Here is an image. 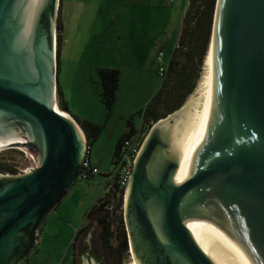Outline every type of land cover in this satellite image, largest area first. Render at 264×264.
<instances>
[{"label":"water","instance_id":"obj_1","mask_svg":"<svg viewBox=\"0 0 264 264\" xmlns=\"http://www.w3.org/2000/svg\"><path fill=\"white\" fill-rule=\"evenodd\" d=\"M59 4L0 0V147L29 158L0 172V264L28 262L85 157L54 103ZM126 187L124 264H264V0H216L200 82L152 125Z\"/></svg>","mask_w":264,"mask_h":264},{"label":"rangeland","instance_id":"obj_2","mask_svg":"<svg viewBox=\"0 0 264 264\" xmlns=\"http://www.w3.org/2000/svg\"><path fill=\"white\" fill-rule=\"evenodd\" d=\"M114 5L119 6L114 9ZM182 7L181 2L180 6L162 4L159 11L155 7L156 11L149 12L148 2L143 0H63L66 41L56 80L68 102L70 112H65L103 126L92 150V161L102 172L87 179H76L46 219L44 240L37 246L39 253L34 255L37 261L33 259L31 264H67L72 254L68 246L80 220L98 197L102 196L104 201L108 198L110 189L106 188L108 181L104 173L112 168L114 149L127 121L137 120L138 111L145 107L161 82L149 59L152 60L160 47H164L166 60L169 58L182 24ZM59 14L57 22L61 20ZM100 68L120 71L119 87L111 106L104 96ZM0 157L11 163L16 173L29 169L28 156L15 147L0 150ZM124 196L125 189L117 192L114 201L109 196L111 204L107 208L112 216L110 242L113 247L118 245L119 230L111 212L117 201L122 200L124 214ZM104 211L95 209L86 228L91 227L92 220L93 225L97 224L94 219Z\"/></svg>","mask_w":264,"mask_h":264},{"label":"trees","instance_id":"obj_3","mask_svg":"<svg viewBox=\"0 0 264 264\" xmlns=\"http://www.w3.org/2000/svg\"><path fill=\"white\" fill-rule=\"evenodd\" d=\"M61 1V0H60ZM216 0H186V7L183 11L182 24L180 27L177 42L172 49L167 61V67L156 92L152 95L148 103L137 113V120L131 118L126 123V130L120 136L113 153L111 164L118 154L121 142L129 137L133 132L138 120L142 118L145 122V132L149 131L154 123L165 118L168 114L179 109L187 97L193 92L200 76L205 55L207 53L209 40L211 36L213 15ZM60 16V14H59ZM61 19V16L59 17ZM56 34V62L57 74L60 71L61 49L64 41L62 22H57ZM159 74V72H158ZM99 75L104 89V96L108 105H112L115 100L116 91L120 83V71L112 68H100ZM58 78V77H57ZM57 94L59 98V107L64 111H69L68 102L65 101L63 92L57 79ZM77 122L86 134L88 145L91 147L93 141L101 135L103 126L93 123L89 120H79ZM0 172L16 173L17 169L9 162L3 161L0 157ZM106 176V175H105ZM108 192V198L104 204L95 203L89 212V218L95 211L93 209H104V213L98 217L101 225V237L107 247L111 249L125 248L122 216V200L117 201L112 208L114 218H116L117 229L119 230L118 245L114 248L108 240L113 236L111 231L112 220L110 210L107 207L117 196V192L122 193V189L113 184ZM118 190V191H117ZM107 195V194H106ZM100 198L97 199L99 201ZM100 206V207H99ZM107 208V209H106Z\"/></svg>","mask_w":264,"mask_h":264},{"label":"built area","instance_id":"obj_4","mask_svg":"<svg viewBox=\"0 0 264 264\" xmlns=\"http://www.w3.org/2000/svg\"><path fill=\"white\" fill-rule=\"evenodd\" d=\"M157 64L159 75L163 76L167 67V61L164 59L163 52H159L157 56ZM147 133L148 131L145 132V122L140 118L134 128V132L121 142L118 154L113 160L114 163L111 170L104 173L108 181L106 187L108 190L113 184L117 185L118 188L125 189L132 173L134 159L136 158ZM90 155L91 147L88 145L87 141L85 157L77 176L78 179H87L94 174L102 172L99 167L92 163ZM101 197L102 196L99 197V201L96 200L97 204L103 203L104 200H102Z\"/></svg>","mask_w":264,"mask_h":264},{"label":"crops","instance_id":"obj_5","mask_svg":"<svg viewBox=\"0 0 264 264\" xmlns=\"http://www.w3.org/2000/svg\"><path fill=\"white\" fill-rule=\"evenodd\" d=\"M132 1H135V0H132ZM137 1V0H136ZM144 2H148V5H149V9H148V11L149 12H151V11H156L154 8L156 7V8H158V11H159V8H161L162 7V4H164V5H167V6H173V5H175V4H177L178 6H180V2H181V4L183 5V7H182V10L184 11V9H185V7H186V0H162L161 2H158V0H143ZM158 2V3H157ZM177 2V3H176ZM157 3V4H156ZM62 5H63V0H61V3L59 4V13H60V15H61V22H62V27H63V37H64V21H63V19H62ZM114 6H116V5H114ZM117 6H119V5H117ZM117 6L114 8V9H116L117 8ZM183 11H182V16H183ZM130 18V17H129ZM182 18V17H181ZM113 19V18H112ZM182 20V19H181ZM180 27H181V23H180ZM180 27H179V31H180ZM179 31H178V35H179ZM131 35H133L132 34V32L130 33ZM178 35H177V39H178ZM177 39H176V42H177ZM66 41V39H65V37H64V41H63V44H64V42ZM175 42V43H176ZM175 43H174V46H175ZM174 46H173V48H174ZM173 48H171V51H172V49ZM165 50H164V47H160L159 49H158V52L156 53L155 52V54H153V58H152V60L151 59H149V61L150 62H152V64H153V67H155V70H156V72L158 73V64H157V56H158V54H159V52H163L164 53V58H165V52H164ZM171 51H170V53H171ZM170 53H169V55H170ZM62 55H63V45H62V49H61V58H62ZM166 59V58H165ZM118 68V67H117ZM159 87V86H158ZM70 112V111H69ZM73 116V115H72ZM75 119L77 118V119H79V120H84V119H81L80 117L78 118L76 115H74L73 116ZM86 120H89L90 121V119H86ZM126 128L127 127H125V130H126ZM124 130V131H125ZM123 131V132H124ZM123 132H122V134H123ZM121 136V135H120ZM99 138V137H98ZM118 140H119V138H118ZM117 144V143H116ZM93 146H94V141H93V143H92V145H91V155H90V157H91V160H92V150H93ZM92 163H93V161H92ZM95 166H97V167H99V165L98 164H96V163H93ZM92 177V176H91ZM90 178V177H89ZM74 185V184H73ZM73 187V186H72ZM71 189V188H70ZM99 198V197H98ZM97 198V199H98ZM96 199V200H97ZM63 200V199H62ZM61 200V201H62ZM61 203V202H60ZM59 203V204H60ZM96 203V201L94 202V204ZM58 204V205H59ZM93 204V205H94ZM93 205L90 207V209L85 213V215L82 217V219L80 220V222H79V224L77 225V227H76V229H75V232H74V236H73V238H72V240H71V242L69 243V246H68V249H71L72 250V254H71V258H70V261L67 263V264H74V261H73V257L74 256H77V259H78V262L76 261L75 263L76 264H80V262H81V264H88V262H89V260H88V256H86V255H82V254H80V251L78 252L76 249H75V245H76V241L78 240V236H80L79 235V233L81 232V230H83V229H86V231H85V233L86 232H88L89 230H91V228H92V226H93V220H92V223H91V227H88V228H86V224H87V222H89V220H90V218H89V212L91 211V209H92V207H93ZM56 208V207H55ZM97 209V208H96ZM93 210H95V209H93ZM50 214V213H49ZM49 214H48V216H49ZM48 216L46 217V219L48 218ZM46 219H45V221H44V223L42 224V226H41V229H40V233H39V239H38V242H37V245H36V247H35V249H34V251H33V253L30 255V257H29V260H28V262H27V264H31L32 262V260L33 259H35V262L37 261V258L36 257H34V255L36 256V253H39V251H38V248H37V246L38 245H40V243H43V240H44V237H43V229H45L46 227H47V224H46ZM95 221L94 222H97L96 221V219H94ZM45 231V230H44ZM85 233L83 234V236L85 235ZM82 235V234H81ZM83 236H81V237H83ZM80 237V238H81Z\"/></svg>","mask_w":264,"mask_h":264},{"label":"flooded vegetation","instance_id":"obj_6","mask_svg":"<svg viewBox=\"0 0 264 264\" xmlns=\"http://www.w3.org/2000/svg\"><path fill=\"white\" fill-rule=\"evenodd\" d=\"M96 221L97 222L95 223L97 224H94L91 230H89L88 232L85 233L86 229L81 230V232L79 233L80 236H78V240L75 242L76 243L75 249L78 252L80 251L87 253L89 260L88 264H95L97 262H99L100 264H124L123 257L125 258L126 256L125 252L128 250L127 230L124 224V217H123L124 235L122 236L121 240L124 239L125 248H123L122 245L121 249H117V250L111 249V247H107V245L105 244V242L101 237L102 228L98 222V217L96 218ZM84 233L85 235L83 236ZM110 239L108 240L110 244L108 246H111ZM73 261L74 264H76L75 263L76 261L78 262L77 256L73 257ZM24 264H27V262Z\"/></svg>","mask_w":264,"mask_h":264},{"label":"bare ground","instance_id":"obj_7","mask_svg":"<svg viewBox=\"0 0 264 264\" xmlns=\"http://www.w3.org/2000/svg\"><path fill=\"white\" fill-rule=\"evenodd\" d=\"M209 42H210V40H209ZM208 47H209V45H208ZM207 53H208V49H207ZM207 53H206V55H205L204 62H203V65H202V70H201V73H200V76H199V78H198V81H197V84H196L195 88H196L197 85L199 84L200 79H201V77H202V73H203V70H204L205 62H206ZM193 91H194V90H193ZM53 97H54V95H53ZM54 103H55V108H56L57 111H61V112L65 113L66 115H68V116L70 117V115H69L67 112H65L64 110L60 109V107L58 106L57 101H56L55 98H54ZM70 119H71V117H70ZM71 120H72V119H71ZM75 125H76V124H75ZM76 126H77V125H76ZM77 128L80 130V132H81V134H82V130H81L78 126H77ZM7 147H9V146H6V147H0V150H3V149H5V148H7ZM126 190H127V187H126ZM126 190H125V200H126ZM223 264H250V263L247 262V261H245V260L239 259V258H234V259L227 260V263H223Z\"/></svg>","mask_w":264,"mask_h":264}]
</instances>
